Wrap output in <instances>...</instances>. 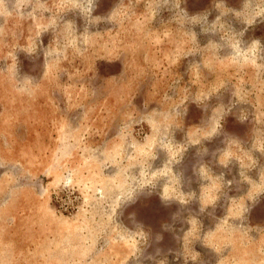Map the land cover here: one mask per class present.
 I'll return each instance as SVG.
<instances>
[{
	"label": "rangeland",
	"instance_id": "1",
	"mask_svg": "<svg viewBox=\"0 0 264 264\" xmlns=\"http://www.w3.org/2000/svg\"><path fill=\"white\" fill-rule=\"evenodd\" d=\"M263 168L264 0H0V264H264Z\"/></svg>",
	"mask_w": 264,
	"mask_h": 264
},
{
	"label": "crops",
	"instance_id": "2",
	"mask_svg": "<svg viewBox=\"0 0 264 264\" xmlns=\"http://www.w3.org/2000/svg\"><path fill=\"white\" fill-rule=\"evenodd\" d=\"M258 159H262V158H260L259 156L257 157V160ZM259 169H261V168H259ZM264 170V168L262 169V171ZM264 174V173H263ZM261 175V173L259 172V176ZM264 183V182H263ZM210 191V190H209ZM246 193L247 194H249V193H264V185H262V184H256V185H251V186H248L247 187V189H246ZM246 197H248V196H246ZM260 207H258V209H259ZM247 218V222L249 221V219H248V217H246ZM258 219L262 222V223H264V217H262V218H259L258 217ZM247 249V248H246ZM244 252H246L247 250H243Z\"/></svg>",
	"mask_w": 264,
	"mask_h": 264
}]
</instances>
